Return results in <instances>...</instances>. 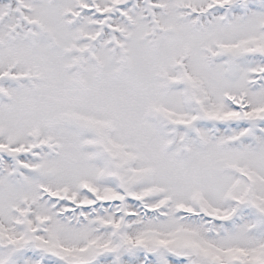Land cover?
Returning a JSON list of instances; mask_svg holds the SVG:
<instances>
[{
  "label": "snow or ice",
  "instance_id": "6c2138e0",
  "mask_svg": "<svg viewBox=\"0 0 264 264\" xmlns=\"http://www.w3.org/2000/svg\"><path fill=\"white\" fill-rule=\"evenodd\" d=\"M0 264H264V0H0Z\"/></svg>",
  "mask_w": 264,
  "mask_h": 264
}]
</instances>
